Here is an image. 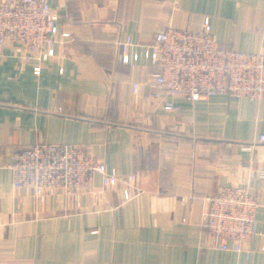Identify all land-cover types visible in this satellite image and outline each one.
I'll use <instances>...</instances> for the list:
<instances>
[{"label": "crops", "instance_id": "1", "mask_svg": "<svg viewBox=\"0 0 264 264\" xmlns=\"http://www.w3.org/2000/svg\"><path fill=\"white\" fill-rule=\"evenodd\" d=\"M70 39L35 78L0 63V264H264V98H172L175 113L148 96L150 62L120 61L119 42L140 52L166 27L264 52V0H50ZM62 67V72L59 68ZM133 82L144 83L137 93ZM86 148L127 181L89 194L80 207L57 194L39 202L15 189L9 155L36 143ZM244 183L259 203L257 234L221 251L201 226L205 197ZM133 197L123 201L122 189Z\"/></svg>", "mask_w": 264, "mask_h": 264}, {"label": "built area", "instance_id": "2", "mask_svg": "<svg viewBox=\"0 0 264 264\" xmlns=\"http://www.w3.org/2000/svg\"><path fill=\"white\" fill-rule=\"evenodd\" d=\"M61 17L50 0H0V63L12 59L26 66L35 78L59 56V47L70 34L59 28ZM130 35L120 42V61L135 63L140 53L150 62L145 84L148 98L169 113L178 110L172 98L195 102L202 98L228 95L256 101L264 98V52H240L220 45L205 17L199 31L166 26L156 31L140 52L129 54ZM62 67L59 71L62 72ZM141 84L133 82L137 93ZM258 142L264 145V134ZM9 169L15 189L30 191L39 202L59 194L77 208L89 194L96 200L102 195L94 186L100 175L102 187H116L127 181L99 161L90 151L70 143L39 142L9 155ZM123 201L133 195L122 189ZM201 226L221 251L239 252L257 234L256 196L244 183L227 185L205 197Z\"/></svg>", "mask_w": 264, "mask_h": 264}]
</instances>
